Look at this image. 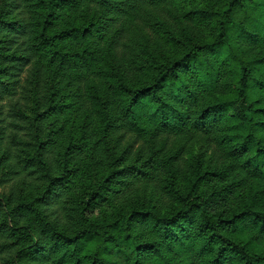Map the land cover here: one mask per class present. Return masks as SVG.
I'll return each mask as SVG.
<instances>
[{
    "label": "trees",
    "instance_id": "1",
    "mask_svg": "<svg viewBox=\"0 0 264 264\" xmlns=\"http://www.w3.org/2000/svg\"><path fill=\"white\" fill-rule=\"evenodd\" d=\"M7 264H264V0H0Z\"/></svg>",
    "mask_w": 264,
    "mask_h": 264
},
{
    "label": "rangeland",
    "instance_id": "2",
    "mask_svg": "<svg viewBox=\"0 0 264 264\" xmlns=\"http://www.w3.org/2000/svg\"><path fill=\"white\" fill-rule=\"evenodd\" d=\"M0 103H3L4 115L10 112V103L8 102V99ZM12 193H14L16 196H19L22 194V191L20 187H17L14 184H2V182H0V196L4 195L5 197H7L12 195ZM0 223H3V220L0 219ZM9 244L10 242L4 236H0V264H7L13 259L14 253Z\"/></svg>",
    "mask_w": 264,
    "mask_h": 264
}]
</instances>
